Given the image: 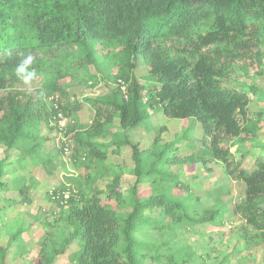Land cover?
Wrapping results in <instances>:
<instances>
[{"label":"trees","instance_id":"16d2710c","mask_svg":"<svg viewBox=\"0 0 264 264\" xmlns=\"http://www.w3.org/2000/svg\"><path fill=\"white\" fill-rule=\"evenodd\" d=\"M262 33L264 0H0V90H8L0 98V145L6 153L36 154L39 145L32 144L38 141L34 128L39 111L47 127L57 113L72 116L64 133L65 137L71 134L74 145L70 159H81L88 172L77 190L53 191L51 199L66 209L71 231L66 236L47 233L35 264H55L74 239L80 243L74 264H140L143 256L136 233L144 228L216 222L219 210L203 208L201 215L193 216V204L173 193L181 183L162 167L182 162L206 165L213 160L226 177L243 183L244 197L234 212L256 233L250 238L264 244V146L250 170L242 167L252 154L245 142L256 137L259 121L247 119L249 94L255 91L226 88L221 63L240 59ZM98 54L106 70H115L113 77L106 71L104 77L118 87L104 96L84 99L94 119L83 128L76 122L75 113L81 108L76 100L48 99L58 89V75L95 81L96 73L89 67L100 72ZM27 55L33 57L35 80L41 85L24 97L12 88L17 81L15 67ZM139 62L148 70L150 85L136 79ZM45 75L54 80L46 81ZM159 113L190 121L189 129L200 125L203 136L196 157H177L174 144L183 137L158 145L157 136L147 149L132 139ZM263 115L264 110L258 116ZM114 119L118 120L115 128ZM235 145L238 159L231 152ZM123 146L130 150L135 177L127 196L120 189V175L110 173L105 165L109 153L121 154ZM6 160L7 155L0 159V191L14 188L13 182L4 181ZM102 176L107 179L104 190L94 186ZM146 182L150 193L140 200L139 189ZM125 207L130 210L119 211ZM152 210L157 211V219L145 215ZM24 231L18 229L10 241L20 240ZM24 244L17 246L23 250ZM8 254V247L0 246V264H6ZM167 260L166 264H188L191 259L179 250Z\"/></svg>","mask_w":264,"mask_h":264},{"label":"rangeland","instance_id":"374dc122","mask_svg":"<svg viewBox=\"0 0 264 264\" xmlns=\"http://www.w3.org/2000/svg\"><path fill=\"white\" fill-rule=\"evenodd\" d=\"M260 37L258 42L250 44L247 51L244 50L240 59L221 60L224 66L222 82L226 88L234 90L252 87L255 91L249 94L251 101L247 109V119L259 121L255 129L256 137L245 142L252 147V154L242 164L243 168L249 170L261 157L259 148L264 146V115L258 116L264 110V33L260 34ZM217 47L222 48V45ZM98 55L100 72L89 67L90 72L96 73L95 81L58 75L55 79L58 89L48 99L63 103L76 100L81 105L75 113L76 122L83 128L90 125L94 119L93 109L84 99L104 96L118 87L115 82L104 77L105 71L113 77L115 70H110L113 74L106 70L105 62L100 57L102 54ZM135 76L140 84L152 83L147 68L141 62L138 63ZM44 78L46 81L54 80L53 76L49 75H45ZM15 80L12 89L21 91L24 97L32 95L41 85L39 80L35 79L30 86L23 85L18 78L16 82ZM7 91L0 90V98L5 96ZM146 99V94H143V101ZM39 113L34 128L38 141L32 144L39 145L40 149L36 154L31 153L30 156L20 154L18 151L6 153L4 147L0 145V159L7 155L4 181L13 182L14 187L0 191V246L8 247L6 264H35L40 243L48 234L66 236L71 231L66 223V209L58 207L51 199V195L58 189L77 190L79 185L82 186L80 178L88 173L83 169L81 159L77 162L70 159L73 141L71 134L69 137L64 136L74 118L72 116L66 118L57 113L56 119L49 122V128L43 122L44 116L40 111ZM58 115L65 118L66 123H59ZM117 124L118 120L114 119L113 128ZM190 124L188 120H172L161 113L155 114L150 121H146L145 125L132 134V139L139 141L141 147L147 149L157 136L158 145L171 143L183 137L182 142L174 144L177 157L180 159L196 157L203 135L199 124L189 129ZM115 131L113 129L111 133L114 134ZM109 139L110 136L105 138ZM234 143L236 144V141ZM65 144L69 146L68 154L63 153ZM236 147L237 145L233 146L231 152L238 159L240 153L235 152ZM121 149V154L109 153L105 165L110 173L120 175V189L123 195L127 196L135 177L132 174L130 150L127 146ZM162 171L177 176L181 188L174 189L173 193L193 204V216L201 215L203 208L219 210L221 216L216 222L204 225L184 223L173 227L166 225L161 230L149 227L137 232L136 237L143 256L139 260L140 264H166L167 257L174 256L179 250L190 257L188 264H264V244L257 237L250 238L256 233L245 226L240 216L234 212L235 205L244 197L243 183L226 177L221 166L213 160L206 165L200 162L166 165L162 167ZM106 180L102 176L97 179L94 186L104 190ZM20 187L23 194L19 190ZM139 193L140 200L148 199L150 192L147 182L140 187ZM65 195L68 196V193H64V197ZM129 210V207H125L119 211L124 213ZM145 215L153 219L158 217L156 210L146 211ZM18 229L25 231L19 236L20 240L11 242V236ZM22 241L25 243L22 245L23 250L21 246L19 248L17 246ZM79 245L78 239H74L65 253L57 258L55 264H74V255Z\"/></svg>","mask_w":264,"mask_h":264},{"label":"clouds","instance_id":"9594fccd","mask_svg":"<svg viewBox=\"0 0 264 264\" xmlns=\"http://www.w3.org/2000/svg\"><path fill=\"white\" fill-rule=\"evenodd\" d=\"M32 65L33 57L31 55H27L20 59L19 63L15 67L14 71L16 77L25 86H30L37 76L36 69Z\"/></svg>","mask_w":264,"mask_h":264},{"label":"built area","instance_id":"2783aa9c","mask_svg":"<svg viewBox=\"0 0 264 264\" xmlns=\"http://www.w3.org/2000/svg\"><path fill=\"white\" fill-rule=\"evenodd\" d=\"M58 119H59V123H66V120L65 118L61 117V115H58ZM63 153L64 154H68L69 153V146L67 144H65L64 148H63ZM67 195H65L66 197Z\"/></svg>","mask_w":264,"mask_h":264}]
</instances>
